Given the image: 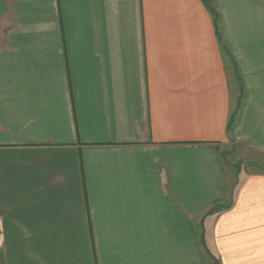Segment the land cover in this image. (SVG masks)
I'll list each match as a JSON object with an SVG mask.
<instances>
[{"label": "crops", "instance_id": "1", "mask_svg": "<svg viewBox=\"0 0 264 264\" xmlns=\"http://www.w3.org/2000/svg\"><path fill=\"white\" fill-rule=\"evenodd\" d=\"M235 147L264 157V0H0V264H264Z\"/></svg>", "mask_w": 264, "mask_h": 264}, {"label": "rangeland", "instance_id": "2", "mask_svg": "<svg viewBox=\"0 0 264 264\" xmlns=\"http://www.w3.org/2000/svg\"><path fill=\"white\" fill-rule=\"evenodd\" d=\"M248 147H235L229 152V165L237 169H250L251 171L260 170L264 173V157L256 155ZM208 253V252H207ZM209 257L215 259L210 260L209 264H218V260L210 254Z\"/></svg>", "mask_w": 264, "mask_h": 264}]
</instances>
